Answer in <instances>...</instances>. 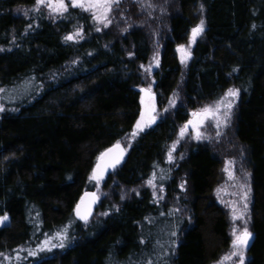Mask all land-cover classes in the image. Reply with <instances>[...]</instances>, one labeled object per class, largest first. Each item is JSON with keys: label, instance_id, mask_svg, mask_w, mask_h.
Masks as SVG:
<instances>
[{"label": "trees", "instance_id": "16d2710c", "mask_svg": "<svg viewBox=\"0 0 264 264\" xmlns=\"http://www.w3.org/2000/svg\"><path fill=\"white\" fill-rule=\"evenodd\" d=\"M34 1L0 0V217H8L0 264H212L232 245L216 198L222 159L199 143L169 159L186 108L131 137L105 179L113 199L88 225L73 217L81 194L97 189L99 154L129 137L140 116L152 16L143 4L116 1L99 27L82 7L50 15ZM173 1L153 73L156 101L163 106L179 89L184 106L196 108L239 90L232 143L243 148L252 189L245 264H264V0ZM201 21L202 37L182 57L178 47ZM24 84L33 93L16 99ZM56 233L62 246L14 261Z\"/></svg>", "mask_w": 264, "mask_h": 264}, {"label": "rangeland", "instance_id": "374dc122", "mask_svg": "<svg viewBox=\"0 0 264 264\" xmlns=\"http://www.w3.org/2000/svg\"><path fill=\"white\" fill-rule=\"evenodd\" d=\"M117 0H111V3L116 2ZM121 1V0H118ZM135 3H140L139 5L145 6V11L147 14H150L152 18L149 20L146 19L144 22V25L148 26V35L150 36V41H152V52L149 56V60L145 64H141L140 70H141V81L138 85L137 89L140 93V96L142 95L140 88L144 87L150 92H154L155 96L151 98H144L141 100V112L140 116L137 121L140 120L141 114L145 113V122L144 125L140 128H136V124L134 125V129L131 131V134L129 137H127L125 140L119 141V143L123 146H127L129 141L131 140V137L135 134L141 133V131H144L148 128H151L152 125L160 120H162L164 117L172 116L174 115V112L179 108L182 107V109L186 108V113H189V116L186 120V122L180 124L177 133L175 141L169 151V154L172 155V158L177 155L178 151L180 150H187L189 146H192L194 144H205L207 146H212L214 154L220 157L222 159L221 161V171H220V178L221 183L220 187L217 190L216 198L219 202L222 203V205L225 206L226 213H228V222L230 224L229 228V235L231 236V239L233 241V228H236L238 231L242 230L245 226V219H247V228L250 231V220H251V204H252V189H250V178L249 173L246 170V167L244 163H241L243 158V148L238 144H233L234 142V126H235V118L237 115L236 107L239 103V94L235 97L232 96H226V93L222 97L219 98L217 101H210L207 104L198 105L196 108H189L185 107L184 97L181 90H174V94L172 97L163 104V106H160L156 101V94L155 91V81L153 79V73L156 71V69L159 67L160 63V56L162 51V36L160 35V32L162 34H165V31L167 30L168 24H167V17H170V12L172 10H175L174 1L173 0H132ZM34 9H39L41 11H46L47 13H50V15H58L61 12H54L49 6L48 3L39 4L37 3V0L34 1ZM73 4V0H65V4ZM171 5V7L168 9V7ZM111 4V8H112ZM136 6V5H135ZM80 7V6H78ZM86 11H88V14L90 16H93L98 23L99 27L101 25L106 24V21L103 19L96 18L97 11L94 8H89L87 6V0H85V6L82 7ZM23 10V9H22ZM28 10V9H25ZM148 11L150 13H148ZM27 13V11H26ZM24 14L23 12H18V15L21 16ZM107 14V13H106ZM23 16V15H22ZM196 27V26H195ZM194 27V28H195ZM168 37V36H167ZM202 37V32L195 37L196 39H200ZM195 40H193V34L192 31L190 32V36L187 40V44H183V48L179 46L178 48L181 49L180 55L183 57H187L190 48L193 46ZM23 90L21 92L17 91L18 95H16V99L22 100L24 97H28L29 94L33 93V87L29 84L23 86ZM229 89H234L233 87H230ZM224 101L225 103L227 101H231L232 107L229 109L225 106V104H220L217 115L216 116H208L206 119H204L202 122L198 124H190L189 121H194L196 118L193 116V113H200L203 109L209 106H216L218 102ZM146 105L151 107L152 111L149 113L146 110ZM6 111L5 106L0 104V112ZM227 114V116H226ZM151 116L154 119L149 120L148 117ZM183 130V134L182 133ZM135 133V134H134ZM199 135V138H198ZM117 144V143H115ZM124 147V146H123ZM124 150L126 148L124 147ZM127 152V150H126ZM177 152V153H176ZM101 154V153H100ZM97 161V160H96ZM112 169L111 171H113ZM110 171V172H111ZM108 173L104 177L94 178L92 174V183L95 184L96 188L93 190L96 195L98 196V203L97 205L102 201H110L114 197L115 189L111 187H107L105 183L106 177L109 175ZM242 185H247L248 189H250L247 199V211L244 218L241 219H233V209L235 208L238 212L241 210H244V203L245 201L242 200V193L246 190L242 187ZM6 217L7 219H0V224L6 223L8 220L7 216H1L0 218ZM74 217V216H73ZM75 219V218H74ZM90 220V218H89ZM89 220L86 222L77 221L81 224L88 225ZM87 223V224H85ZM251 232V231H250ZM62 237V235H58L57 233L54 235H47L43 240H38L37 242H34V244L24 248L22 251L17 253L15 256L14 261H23L26 259L34 258L37 256H40L41 254H44L54 248H57L58 246H61V242L58 240ZM62 239V238H61ZM47 241V243H45ZM231 250V251H229ZM233 252V245L229 247L228 251H225L220 257H218L217 260H214L212 264H239V257L232 255ZM225 257H230L228 259H225ZM245 254H244V264H245Z\"/></svg>", "mask_w": 264, "mask_h": 264}, {"label": "snow or ice", "instance_id": "6c2138e0", "mask_svg": "<svg viewBox=\"0 0 264 264\" xmlns=\"http://www.w3.org/2000/svg\"><path fill=\"white\" fill-rule=\"evenodd\" d=\"M48 3V6L54 11V12H63L67 11V5L65 4V0H37V3L39 4H44ZM118 2V0H117ZM73 6H80L84 7L85 6V0H73ZM87 6L89 8H94L97 11V16L96 18L98 19H103L106 22H110L107 20L106 13L110 11L111 7V0H87ZM27 14V13H25ZM203 31V21H201L200 25H197L195 28L192 30L193 34V40H195V37L199 35ZM72 36L66 37V39H72ZM183 48V46H181ZM146 93H149L150 90L145 89L144 90ZM239 94L238 89H229L226 93V96H232L235 97ZM225 104L227 108L232 107L231 101H227L226 103L222 100L217 103L216 106H209L206 107L205 109L202 110L200 113H193V116L196 118L194 121H189L188 123L190 124H198L202 122L204 119H206L208 116H216L220 104ZM146 110L147 112H151L152 109L148 105H146ZM227 116V114H226ZM149 120L154 119L153 117L149 116ZM145 122V113L141 114V118L139 121H137L136 128L140 129ZM135 134V133H134ZM183 134V130L182 133ZM199 138V135H198ZM123 155V149H121L119 142L113 147L107 149L105 152L100 154V157L98 158L102 163L97 164L96 170L93 172V177L94 178H99V176L103 173L104 169L107 167H114L115 164L119 163L121 157ZM107 158V159H106ZM169 159H171V154H169ZM151 183V181H149ZM243 188L246 190L242 193V200L245 201L244 203V210L237 211L235 208L233 209V219H241L245 217L246 211H247V199H248V194L250 189H248L247 185H242ZM87 195V194H86ZM95 200V195L93 194V201ZM82 203H83V198H82ZM76 214L80 216L82 219H87V216L89 214L88 210H85L84 212H81V205H77L76 208ZM0 219H7L6 217L0 218ZM245 226L243 227L242 230L238 231L236 228H233V236L234 239L232 241L233 245V252L232 255L238 256L239 257V264H244V252L245 249L248 245V242L250 238L252 237V233L249 231L247 228V219H245ZM59 235V233H58ZM47 243V241L45 242ZM62 246V245H61ZM230 257H225V259H228Z\"/></svg>", "mask_w": 264, "mask_h": 264}, {"label": "water", "instance_id": "95a60500", "mask_svg": "<svg viewBox=\"0 0 264 264\" xmlns=\"http://www.w3.org/2000/svg\"><path fill=\"white\" fill-rule=\"evenodd\" d=\"M146 88L144 87H141L140 90H141V100H143L144 98L148 99V98H151L153 96H155V93L154 92H150L149 93H146L144 90ZM120 144V143H119ZM116 144H113L111 146H109L107 149L109 148H113ZM120 147L121 149H123V155L119 161V163L115 164L114 167H107L104 169L103 173L99 176V177H104L106 176L112 169H115L116 167H118L120 165V163H122V160L124 159L125 155H126V150H124V147L120 144ZM107 149L103 150V152H105ZM102 152V153H103ZM100 157V154L98 156V158ZM97 158V161H96V164L92 170V173L94 172V170H96L97 168V164L98 163H102L99 159ZM107 159V158H106ZM87 194V195H86ZM93 194L95 195V200L93 201ZM82 198H83V203H82ZM97 203H98V196L96 195V193L93 191V190H87V191H84L82 194H81V197L79 198V200L77 201V204L75 205L74 207V211H73V216L74 218L78 221H81V222H86L89 220V218L92 216V214L94 213L95 209L97 208ZM81 205V212H84L85 210H88L89 214L87 216V219H82L80 216H78L76 214V208H77V205Z\"/></svg>", "mask_w": 264, "mask_h": 264}, {"label": "bare ground", "instance_id": "6f19581e", "mask_svg": "<svg viewBox=\"0 0 264 264\" xmlns=\"http://www.w3.org/2000/svg\"><path fill=\"white\" fill-rule=\"evenodd\" d=\"M252 238V237H251ZM251 238H250V240H251Z\"/></svg>", "mask_w": 264, "mask_h": 264}]
</instances>
